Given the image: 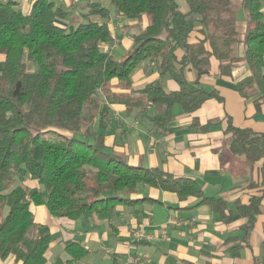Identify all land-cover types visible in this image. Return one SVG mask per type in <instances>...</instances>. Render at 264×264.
<instances>
[{
  "label": "trees",
  "instance_id": "obj_1",
  "mask_svg": "<svg viewBox=\"0 0 264 264\" xmlns=\"http://www.w3.org/2000/svg\"><path fill=\"white\" fill-rule=\"evenodd\" d=\"M116 15L128 20L147 18L148 24L132 35V46L118 59L107 44L115 34L109 24L110 7L89 0L87 21L70 19L65 4L35 0L29 12L17 0L0 1V258L14 256L20 264H46L53 242L47 224L37 222L32 205H45L54 217L72 221L98 217L111 219L119 206L135 208L149 196L136 197L139 184L177 193L180 200L196 197L197 205H212L229 222L235 211L247 219V233L262 212V194L248 203L208 196L191 177H176L159 167L132 164L128 157L110 148L111 104L122 103L131 111L142 105L129 93H118L112 82L130 87L134 71L143 61L154 62L161 74L169 73L178 90L167 91L161 81L148 85V104L141 108L153 126L169 130L174 106L193 113L216 90L200 85L209 74L211 59L220 72L231 75L234 65L245 60L250 74L237 82L243 98L254 97L257 112L264 104V0H242L248 15L244 39L237 25L234 0H187L188 10L176 0H108ZM92 17L104 20L99 21ZM68 21V23H65ZM201 26L203 39L191 42L190 34ZM209 43L207 47L206 43ZM244 44V53H237ZM182 51V56H178ZM196 69L190 82L184 70ZM155 109L153 114L146 111ZM207 127V126H206ZM229 148L244 154L249 168L264 164V131L229 123ZM264 166V165H263ZM36 181L38 188L24 184ZM18 178L21 179L17 185ZM248 188H254L250 183ZM262 256L264 264V239ZM70 258L52 264H75L88 253L81 241L66 245ZM114 264H118L116 261Z\"/></svg>",
  "mask_w": 264,
  "mask_h": 264
},
{
  "label": "crops",
  "instance_id": "obj_2",
  "mask_svg": "<svg viewBox=\"0 0 264 264\" xmlns=\"http://www.w3.org/2000/svg\"><path fill=\"white\" fill-rule=\"evenodd\" d=\"M17 1L22 11L27 13L35 0ZM176 1L180 8L182 6L181 10H188L187 0ZM234 1L239 4L237 11L244 9L240 6L242 0ZM62 4L74 6L73 0H64ZM247 16L246 12L243 20L237 18L241 39H244L248 26ZM109 24L115 34L113 49L119 51L123 46L120 51L124 54L132 46V29L139 32L148 20L146 17L141 21L125 20V17L116 15L115 18L110 17ZM203 37L201 26L197 25L189 39L197 42ZM206 45L208 47L209 43ZM244 49V44L240 43L237 53L243 55ZM182 54L178 51L179 57ZM219 63L212 58L210 73L199 79L205 89L216 90L219 98H210L193 113L185 112L181 105L176 104L175 116L167 131L149 128L143 123L147 117L142 115L141 108L148 104L150 83L161 81L167 91L180 88L171 75L161 74L150 61L134 71L130 87L113 80L115 92L129 93L140 99L142 105L128 111L125 104H111L105 142L113 150L125 154L132 164L159 167L176 177L195 179L206 195L227 199L228 207L235 210V200L248 203L252 195L262 194L264 164L258 162L251 169L243 157L231 152L228 144L230 135L226 133L229 118L237 127L264 131V104L257 112L254 97L243 98L237 91V82L250 74L245 60L234 65L231 75L221 74ZM184 75L190 82L198 79L196 69L190 65L185 68ZM151 107L148 106L146 111L153 114L155 109ZM247 167L252 172L254 188H248L249 184L242 185L241 178L245 177ZM24 184L31 189L39 187L28 177ZM144 196L156 201L147 200L135 208L119 206L109 220L94 217L72 221L54 217L45 205H32L36 221L47 224L53 235V242L46 252V264H52L58 258H70L66 245L77 240L87 247L88 253L75 264H114L115 261L118 264H260L264 198L262 212L253 230L247 233L243 227L247 219L237 211L227 222L212 205H197L196 197L180 200L175 192L142 183L133 197ZM62 252L68 257H62ZM0 264L20 263L11 256L6 260L0 258Z\"/></svg>",
  "mask_w": 264,
  "mask_h": 264
},
{
  "label": "rangeland",
  "instance_id": "obj_3",
  "mask_svg": "<svg viewBox=\"0 0 264 264\" xmlns=\"http://www.w3.org/2000/svg\"><path fill=\"white\" fill-rule=\"evenodd\" d=\"M0 1H7V0H0ZM55 1L57 2V4H61L62 2H64V0H55ZM69 1H71V0H69ZM92 1H96V0H92ZM101 1L103 2V4L105 6L110 7V10H111L110 17L111 18H115L116 17V14L114 12L115 10L111 6L110 2L108 0H101ZM88 2H89V0H77V1H74L73 0L74 6H72V7L68 6L69 11L71 12L70 19H72L73 21H75V24H77L80 21H87V19L83 16V14H85V13H87L89 11ZM236 4H237V6L239 5L237 2H236ZM186 5H187V3L185 2V6ZM179 7H180V5H179ZM181 8H182V6H181ZM186 8H187V6H186ZM245 13H246V11L244 9L237 11V18L243 20L244 17H245ZM92 18L93 19L94 18L95 19H98L99 21L104 20V19H101V18H98V17H92ZM125 20H126V18H125ZM247 20H248V16H247ZM65 23H68V21H66ZM120 23H121V21H118V24H120ZM132 32L133 33H136L137 31H133V29H132ZM107 46L111 48V50H112V52H113V54L115 55L116 58L123 59L125 53L123 54V52L120 51L123 48V46H121L119 48V51L113 49L114 42L112 44H107ZM149 63H150V60H145V61L142 62V64L140 66L143 67V66H146ZM163 75H170V74L169 73H165ZM151 112H154L153 109L151 110ZM142 122L145 123V124H147L149 128L155 127V126H153L152 122L148 118H144V120ZM238 156H241V157H243V159H245V155L244 154H238ZM245 172H246L245 177H242L241 178L242 185H248V184L251 183V176H252L251 170L247 167L246 170H245ZM19 182H21V179L18 178V181H17V183L15 185H17ZM61 256L64 257V258H67L68 257V254L65 253V252H62Z\"/></svg>",
  "mask_w": 264,
  "mask_h": 264
},
{
  "label": "built area",
  "instance_id": "obj_4",
  "mask_svg": "<svg viewBox=\"0 0 264 264\" xmlns=\"http://www.w3.org/2000/svg\"><path fill=\"white\" fill-rule=\"evenodd\" d=\"M74 1H77V0H74Z\"/></svg>",
  "mask_w": 264,
  "mask_h": 264
}]
</instances>
